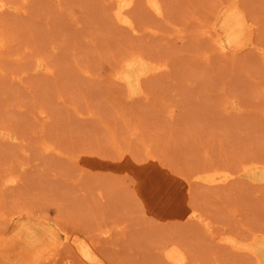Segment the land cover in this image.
Listing matches in <instances>:
<instances>
[{"label":"rangeland","instance_id":"obj_1","mask_svg":"<svg viewBox=\"0 0 264 264\" xmlns=\"http://www.w3.org/2000/svg\"><path fill=\"white\" fill-rule=\"evenodd\" d=\"M3 2L0 264H264V0Z\"/></svg>","mask_w":264,"mask_h":264},{"label":"bare ground","instance_id":"obj_2","mask_svg":"<svg viewBox=\"0 0 264 264\" xmlns=\"http://www.w3.org/2000/svg\"><path fill=\"white\" fill-rule=\"evenodd\" d=\"M7 1H9V0H7ZM5 4H6V2H5V3L3 2L2 5H0V9H3V7L5 8V7H6ZM9 5H10V4H8V6H9ZM239 7H240V6H239ZM240 8H241V7H240ZM119 9H120V8H119ZM121 10H122V9H121ZM238 10H239V9H238ZM119 12H120V11H119ZM120 13H121V12H120ZM120 13H119V14H120ZM117 17H118V15H117ZM128 58L130 59V57H127L126 59H128ZM233 102H234V101H233ZM263 155H264V154H263ZM251 162L253 163V161H251ZM254 162H255V161H254ZM249 164H250V163H249ZM253 164H254V163H253ZM260 166H261V165H260ZM226 171H227V170H226ZM216 172H218V171H215V173H216ZM219 172H220V171H219ZM221 172H224V171H221ZM228 172H229V171H228ZM228 172H227V173H228ZM227 173H225V174H227ZM229 174H230V173H229ZM212 175H213V174H212ZM216 175H219V174H216ZM136 177H137V174H136ZM226 177H227V176H226ZM221 178H223V177H221ZM262 178H263V177H262ZM228 179H229V177H228ZM212 180H213V179H212ZM176 181H177V180H176ZM188 184H189V183H188ZM257 184H258V183H257ZM180 185H181V184H180ZM189 185H190V184H189ZM263 185H264V184H263ZM188 188H190V187L188 186ZM261 189H262V188H261ZM192 191H193V190H192ZM188 193H189V192H188ZM187 195H188V194H187ZM173 196H175V195H173ZM182 197H183V196H182ZM168 198H170V197H168ZM175 198H176V197H175ZM192 198H193V196H192ZM166 200H167V199H166ZM176 200H177V199H176ZM191 200H192V199H191ZM194 201H195V200L193 199V202H194ZM173 202H174V201H173ZM173 202H172V203H173ZM189 202H190V201H189ZM195 202H196V201H195ZM258 202H259V201H258ZM258 202H257V204L259 205L261 202H260V203H258ZM174 203H175V202H174ZM187 203H188V201H187ZM196 203H197V202H196ZM169 205H170V204H169ZM260 205H261V204H260ZM190 206H191V205H190ZM262 206H263V207H262ZM196 207H197V206H195V209H197ZM188 208H189V207H188ZM193 208H194V207H193ZM261 208H264V203H263V205H261ZM263 212H264V211H262V213H263ZM201 213H203V211H202ZM201 213H200V215H201ZM198 214H199V213H198ZM204 214H205V212H204ZM204 214H202V215H204ZM0 215H1V214H0ZM2 215H3V213H2ZM191 215H194V214H191ZM195 215H197V214H196V211H195ZM253 215H254V214H253ZM258 215H259V214H258ZM260 215H262V214H260ZM3 216H4V215H3ZM5 217H6V215H5ZM255 217H257V214H256ZM255 217H254V218H255ZM170 218H171V217H169V219H170ZM258 218H259V217H258ZM260 218H262V217H260ZM167 219H168V218H167ZM169 219H168V220H169ZM171 219H172V218H171ZM206 219H207V218H206ZM250 219H252V218H250ZM255 219H256V218H255ZM259 220H260V219H259ZM261 220H264V219H261ZM261 220H260V221H261ZM208 221H210V220H208ZM249 222H250V221H249ZM252 222H253V221H252ZM256 222H258V221H256ZM256 222H253V224H254V223L256 224ZM208 223H209V222H208ZM208 223H206V224H208ZM250 223H251V222H250ZM250 223H248V225L252 226ZM210 224L213 225L212 223H210ZM262 224H264V221H262ZM125 225H126V227H127V224H125ZM125 225L123 224L122 226H125ZM206 226H207V225H206ZM208 226H209L208 228H209V230H210V227H211V226H210V225H208ZM255 226H258V229H259V226H260V228L262 227L261 224H260V225H257V224H256ZM247 227H249V226H247ZM253 227H254V226H253ZM253 227H252V229H253ZM263 227H264V226H263ZM212 228H213V227H211V230H212ZM107 229H108V228H107ZM213 230H214V228H213ZM255 230H256V229H254V232H255ZM249 231H250V230H249ZM256 231H257V230H256ZM261 231H262V230H261ZM207 232H208V231H207ZM211 232H212V231H211ZM211 232L209 231L208 233L211 235ZM238 232H239V231H238ZM245 232H247V231H245ZM252 232H253V231H252ZM257 232H258V231H257ZM249 233H250V232H249ZM261 233H262V232H261ZM209 234H208V235H209ZM239 234H240V232H239ZM247 234H248V233H247ZM251 234H252V233H251ZM254 234H255V236H256L257 233L255 232ZM206 235H207V234H206ZM236 235H237V234H236ZM255 236L252 235V237H255ZM237 237H238V236H237ZM248 237H249V236H248ZM248 237H247V238H248ZM229 238H230V237H229ZM255 238H256V237H255ZM225 239H226V237H225ZM231 239H232V238H230L229 240L231 241ZM248 239H249V238H248ZM260 239H261V238H260ZM223 240H224V238H223ZM226 240H227V239H226ZM226 240H224V241H226ZM250 240H251V239H250ZM227 241H228V240H227ZM234 244H235V243H234ZM233 246H234V245H233ZM233 246H232V247H233ZM50 249H51V248H50ZM242 250H243V249H242ZM237 251L239 252V250H237ZM47 252H49V251L47 250ZM238 252H237V253H238ZM240 252H241V250H240ZM240 252H239V253H240ZM247 252H248V251H247ZM252 252H253V251H252ZM254 252H255V251H254ZM254 252H253V253H254ZM44 253H45V252H43V254H44ZM51 253H52V252H51ZM239 253H238V255H239ZM248 253H249V252H248ZM242 254H243V253H242ZM46 255H49V254L46 253L45 256H46ZM52 255H53V254H52ZM238 255H237V256H238ZM244 255H247V253H245ZM248 256H249V255H247V257H248ZM252 256H253V255H252ZM255 256H256V258H258L257 260H260V257H257V255L254 254V257H255ZM52 257H53V256H52ZM67 257H68V256H67ZM67 257L64 256L63 258L66 259ZM69 257H70V256H69ZM69 257H68V258H69ZM247 257H245V259H247ZM43 258H44V260L41 259V261H45V258H47V256H46V257L43 256ZM49 258H50V255H49ZM49 258H48V259H49ZM239 258H241V254H240V257H239ZM239 258H238V259H239ZM48 259H47V260H48ZM57 259H59V258H57ZM64 259H63V260H64ZM249 259H252V258H251V255H250V258H249ZM52 260H53V259H52ZM66 260H67V259H66ZM70 260H71V259H70ZM236 260H237V259H236ZM49 261H50V260H49ZM60 261H61V260H60ZM60 261H59V262H60ZM249 261H250V260H249ZM251 261H252V260H251ZM253 261H254V260H253ZM255 261H256V260H255ZM52 262H53V261H52ZM237 262H238V261H237ZM242 262H243V261H242ZM245 262H247V261H245ZM258 262H259L260 264L262 263V262H260V261H256L257 264H259ZM55 263H56V262H55ZM254 263H255V262H254ZM235 264H238V263H235Z\"/></svg>","mask_w":264,"mask_h":264}]
</instances>
